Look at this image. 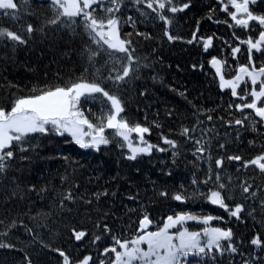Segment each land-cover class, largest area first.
<instances>
[{"label": "snow or ice", "instance_id": "obj_1", "mask_svg": "<svg viewBox=\"0 0 264 264\" xmlns=\"http://www.w3.org/2000/svg\"><path fill=\"white\" fill-rule=\"evenodd\" d=\"M213 2L215 7L208 6L187 40L176 34L175 29L181 14L196 11L195 0H47L50 11L42 19L30 9L27 12L29 20L36 19L37 24H20L19 30L0 27V44L5 48L11 45L13 50L28 49L37 35L66 36L76 45L72 52L79 63V74H69L65 79L57 72L51 80L45 77L33 85L11 84L8 93L0 98V178H13V187L7 195L9 203L31 199L32 195L43 199L49 194L47 184L21 186L19 174L32 164L33 154L40 148L37 141L64 138L81 149L96 152L118 146L127 161L169 153L173 167L187 161L190 154L192 160L188 163L193 166L190 183L169 189L157 188L152 182L149 203L172 201L178 208L202 201L223 212V215L198 214L172 208L157 220L149 204L140 202L139 208H126L137 219L131 235H125L124 229L114 231L115 214L102 206L117 196L116 191H110V182L90 195L82 193L81 186L75 183L59 193L53 186V205L49 211L40 208L31 215L29 208L24 213L35 222L32 226L19 214L11 217L5 212L4 218H0L4 228L0 231V250L19 254L9 264H42V253L57 255L59 264H192V260L198 264H224L225 259L230 264H264V179L259 183L256 180L257 175L264 178V144L251 156L230 152L228 134L229 129L235 131L232 137L235 141L249 127L258 133L264 130V0ZM22 3L29 5V0ZM20 8L18 0H0V16L19 21ZM217 10L226 19L221 20ZM203 19L233 29L231 35L236 43L233 45L215 33L202 34ZM138 22L158 24L162 38L170 43L181 41L200 46L210 57L207 62L214 70L219 90L231 97L224 114L214 117L212 109L193 104L192 122L181 121L175 130L168 129L167 134L158 119L149 121L147 115L144 122L129 119V88L150 75L154 68V62L138 51L140 41H150L153 35L140 31ZM124 25H129L132 31L125 32ZM235 29L243 30L245 38L237 35ZM216 39L225 46L227 55L213 54ZM240 56L246 62L240 63ZM191 68L203 71L204 64L194 63ZM170 91L192 104L186 90L177 92L173 87ZM149 94L147 88L137 92L141 98ZM89 104L97 106L98 112L84 107ZM165 116L171 121L179 119L176 109L166 110ZM214 121L221 122L223 137ZM153 130L157 132L158 143L151 142ZM248 144L256 147L254 141ZM186 146H190L187 152ZM62 159L69 158L62 156ZM229 165H235V171L241 175L233 179L227 173ZM249 169L255 175H250ZM164 174L173 175L171 170ZM63 180L68 182L67 177ZM138 198L139 190L127 197L130 201ZM78 204L84 206L88 224L68 228L66 243L71 251L60 243L45 242L40 229L48 226L53 211L71 214ZM249 218L253 221L250 235L234 231L233 224L247 226ZM213 221L222 226H213ZM190 224L201 227L191 230ZM21 233L28 236L30 243L10 239ZM0 264H6L5 260L0 259Z\"/></svg>", "mask_w": 264, "mask_h": 264}, {"label": "trees", "instance_id": "obj_2", "mask_svg": "<svg viewBox=\"0 0 264 264\" xmlns=\"http://www.w3.org/2000/svg\"><path fill=\"white\" fill-rule=\"evenodd\" d=\"M18 2L21 3V19L13 21L8 17L0 16V27L19 30L20 24L38 23L36 19L29 20L27 16L29 9L37 13L41 19L50 11L47 0H43V2L41 0H29V5H24L22 0H18ZM208 6L215 7L213 0H195L196 11L189 12L187 15H180L175 33L183 37L184 40L190 38L196 21L205 15ZM217 15L221 20L226 19L218 10ZM123 27L125 32L132 31L129 25ZM138 28L140 31L151 32L153 35V39L150 41H140L138 51L142 55H147L154 62V68L150 75L146 74L135 86L129 88V119L144 122L145 115L149 121L158 119L164 124L167 134L168 129L175 130L181 121L186 124L192 122L191 109L193 104L197 108L212 109L211 114L214 117L224 114L223 109L227 107L231 97L226 92L222 93L219 90L218 84L214 80V70L210 68L207 62L210 57L202 52L200 46L187 45L181 41L168 42L166 38H162V29L158 24L143 25L138 22ZM232 31L233 29H229L223 23L217 25L207 19H203L201 22L202 34L212 35L215 33L216 36L223 37L234 45L236 42L232 38ZM235 31L242 39L245 38L246 34L243 30L235 29ZM133 39H136L135 36ZM214 44L213 54L220 56L228 54L227 49L219 39H216ZM75 46L66 36L59 33H49L46 37L37 35L28 49L13 50L11 45L5 48L3 44H0V98L8 93L11 84H18L21 87L33 85L45 77L51 80L57 72L65 79L68 78L69 74H79V63L72 52V48ZM154 49L155 52H153ZM194 63L197 65L204 64V70L200 71L198 68L193 71L191 65ZM229 63H232L230 55ZM151 77H155V79ZM173 87L177 89V92L186 90L188 100L192 101V104H188L177 93L170 91ZM144 88H147L150 93L147 98H141L137 95V92ZM84 107H91L93 112H98L97 106L89 104L84 105ZM169 109L177 110L178 120L171 121L166 118L165 112ZM214 123L219 129L220 136L223 137L225 130L221 127V122L214 121ZM228 134L230 152H239L245 156H251L259 150L261 144H264V130H260L258 133L249 127L247 131L241 132L240 139L235 141L232 140V137L236 135V132L229 129ZM150 139L152 143H158L155 130H153ZM248 141H254L256 147L251 148ZM37 143L40 144V148L33 154L32 164L24 169L22 174H19L21 186L29 183L47 184L50 192L43 199H38L32 195L31 199H17L9 203L7 195L13 187L11 183L13 178L10 177L7 180L0 178V218H4L5 212L9 213L11 217L19 214L26 223L32 226L35 222L30 221L24 213L28 212L29 208H32L31 215H35L36 210L40 208L49 211V206L53 205L54 194L51 192L53 186L59 193L75 183L81 186L82 193L86 192L90 195L94 190H101L106 182H110V191H116L117 196L102 206L115 214L114 231L119 232L124 229L125 235H131L132 230L136 227L135 221L137 219L136 214L126 212V208H139L140 202L149 204L152 216L157 220L163 214L170 213L172 208L189 210L198 214L223 215L222 210L202 201L190 202L178 208L176 202L172 201L154 200L149 203V199L152 197V182H155L157 188L167 187L169 189L181 183H190L193 173V166L188 163L192 160L190 154L187 161L178 167H173L170 164L169 153H154L151 158L138 157L137 161H127L123 159L118 146L96 152L92 149H81L78 145L70 143L64 138L37 141ZM189 147H185L186 152ZM62 156H68V161L63 160ZM235 167V165L227 167V173L233 179L241 175L235 171ZM138 169L139 171H137ZM169 170L173 173L172 177H167L164 174ZM248 173L255 175L251 169L248 170ZM64 177L68 178V182H64ZM262 179L264 178L256 176L258 183ZM136 190H139L138 201L128 200L127 197L134 194ZM73 193L75 194L74 189ZM85 215L84 206L80 204L71 214L53 211L48 226L40 229L41 237L45 242L60 243L71 251V246L66 243L69 235L68 228L70 226L86 227L88 222ZM257 220H259V216H257ZM212 223L213 226H222L217 221ZM252 225L253 221L249 218L247 226L244 224H233L232 226L234 231L248 236L251 234ZM189 227L191 230H199L201 226L190 224ZM3 230V225H0V231ZM10 239L30 243L28 236L23 233L10 236ZM18 255L0 250V259L5 260L6 264H9ZM41 259L42 264H59V257L55 254L42 253ZM192 264H198V261L192 260ZM224 264H230V262L225 259Z\"/></svg>", "mask_w": 264, "mask_h": 264}, {"label": "rangeland", "instance_id": "obj_3", "mask_svg": "<svg viewBox=\"0 0 264 264\" xmlns=\"http://www.w3.org/2000/svg\"><path fill=\"white\" fill-rule=\"evenodd\" d=\"M243 57V59H241ZM240 61L242 60V63L246 62L244 59V56H241Z\"/></svg>", "mask_w": 264, "mask_h": 264}]
</instances>
